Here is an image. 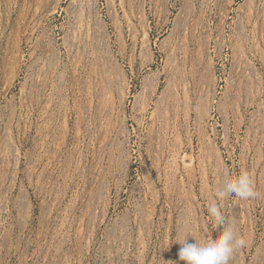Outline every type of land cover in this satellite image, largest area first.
<instances>
[{
	"label": "rangeland",
	"instance_id": "1",
	"mask_svg": "<svg viewBox=\"0 0 264 264\" xmlns=\"http://www.w3.org/2000/svg\"><path fill=\"white\" fill-rule=\"evenodd\" d=\"M242 169L264 264V0H0V264H186Z\"/></svg>",
	"mask_w": 264,
	"mask_h": 264
},
{
	"label": "clouds",
	"instance_id": "2",
	"mask_svg": "<svg viewBox=\"0 0 264 264\" xmlns=\"http://www.w3.org/2000/svg\"><path fill=\"white\" fill-rule=\"evenodd\" d=\"M215 199L208 205V213L213 221L212 228H222L216 236L205 234L196 236L189 234L183 239H176L182 245L179 259L186 264H229L234 252L246 245V240L239 235L235 225L226 218L223 202L229 196L248 200L257 195L251 174L241 170L239 174H225L222 182L215 189ZM193 237L195 243H189Z\"/></svg>",
	"mask_w": 264,
	"mask_h": 264
}]
</instances>
